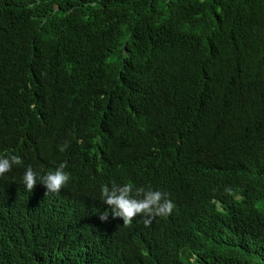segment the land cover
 <instances>
[{
  "label": "trees",
  "instance_id": "1",
  "mask_svg": "<svg viewBox=\"0 0 264 264\" xmlns=\"http://www.w3.org/2000/svg\"><path fill=\"white\" fill-rule=\"evenodd\" d=\"M10 155L0 264H264V0H0ZM62 162L158 187L177 212L88 227L70 197L21 183Z\"/></svg>",
  "mask_w": 264,
  "mask_h": 264
},
{
  "label": "clouds",
  "instance_id": "2",
  "mask_svg": "<svg viewBox=\"0 0 264 264\" xmlns=\"http://www.w3.org/2000/svg\"><path fill=\"white\" fill-rule=\"evenodd\" d=\"M67 143L60 146L65 151ZM31 155V154H30ZM31 157L37 164V158ZM21 157L10 155L0 157V178L11 171L13 165H22ZM36 164H28L21 171V183L25 192L31 195L39 185L44 195L64 194L80 208L76 217L84 218L88 227L100 226L99 221L130 225L132 222L155 227L175 216L174 201L158 187L137 188L131 183L115 184L113 181L101 184L85 182L66 162L52 170L37 169ZM78 219V218H77Z\"/></svg>",
  "mask_w": 264,
  "mask_h": 264
}]
</instances>
